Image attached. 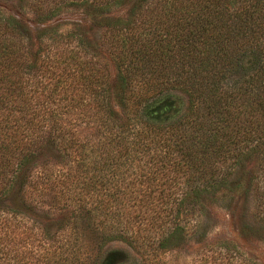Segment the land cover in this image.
I'll return each mask as SVG.
<instances>
[{
    "label": "trees",
    "instance_id": "16d2710c",
    "mask_svg": "<svg viewBox=\"0 0 264 264\" xmlns=\"http://www.w3.org/2000/svg\"><path fill=\"white\" fill-rule=\"evenodd\" d=\"M30 1L35 22L0 7V212L16 215L46 185V216H69L31 235L39 251L4 246L0 264H96L114 242L170 250L216 202L234 210L237 193L259 195L264 0H17L20 10ZM62 6L100 18L98 44L56 30ZM176 95L186 106L171 117Z\"/></svg>",
    "mask_w": 264,
    "mask_h": 264
},
{
    "label": "rangeland",
    "instance_id": "374dc122",
    "mask_svg": "<svg viewBox=\"0 0 264 264\" xmlns=\"http://www.w3.org/2000/svg\"><path fill=\"white\" fill-rule=\"evenodd\" d=\"M14 1L17 6L14 7ZM0 0V7L4 11H11L13 15L19 14L23 15L25 20L37 21L40 20L42 16V11L35 10L30 1L29 6H25V10H20L17 0ZM54 1L48 0L46 9L53 7ZM59 14L52 20L56 26L58 32H66L73 29H78L81 33L87 36L91 44L93 41L98 44L101 35L105 33V28L103 23L100 25L95 24L100 21L97 18L94 21V13L84 8L80 7H68L62 6ZM7 9V10H6ZM21 11V12H18ZM107 17V16H105ZM77 24L78 26H75ZM45 25H39V28ZM33 29V28H32ZM34 30V29H33ZM38 30V29H35ZM33 43H35L34 32L32 35ZM186 106V100L183 95H176V100L172 104V110L168 113V116H175V110L179 109L181 112ZM76 111L75 119H78L77 124L73 130L75 131L78 139L79 145H84L90 136L86 137V132L84 131L85 123H80V121H85L82 114H77ZM179 113V112H178ZM91 118V117H90ZM88 118V120L90 119ZM66 119H69L66 116ZM74 123V121H72ZM95 125V123H90ZM80 148L78 149V151ZM124 158H122L123 160ZM245 170L249 171L251 169V161L244 164ZM58 167H55L58 172ZM42 171V170H41ZM35 174V172H34ZM42 176L45 175L42 171ZM36 177L32 178V183ZM125 179V178H124ZM121 181V180H120ZM124 182V181H123ZM35 183V182H33ZM31 188L28 191L32 190ZM46 185L37 186L33 189V193L30 195L26 206L18 207L17 214L14 216L7 215L5 212H0V236L6 238V240L0 244V249L7 246V249L11 251H23L25 247L27 251L37 249L39 251L38 241L32 240L31 235H36L38 238V233L44 228H49L51 232L55 231L60 225V221H67L68 211L52 210L47 212L53 216H46V204L51 201L49 196L44 193ZM259 195L255 198L240 195L238 198H234L236 205L233 210V206L226 200L225 202H216L215 206H212V213L209 215V219H200V223H207L204 227L197 229L192 233V229H189L187 236L178 242V245L173 249L158 250L154 247L144 246V240L139 241V245L136 247L128 246L126 244L114 242L108 243L107 246L102 249L100 256L96 258L97 263L100 264L108 257L111 264H264V197L260 196V193L264 195V185L260 183L259 189L257 190ZM44 193V195H43ZM21 197V195H19ZM242 197H248L247 200ZM261 201V202H259ZM18 204V202L16 201ZM229 204L231 205V213H228L224 208H218L219 206L224 207ZM30 206L29 208L27 207ZM31 209V210H30ZM34 209V210H32ZM195 220L191 217L188 219L189 223H193ZM191 223V224H192ZM190 224V225H191ZM39 229H33V226ZM188 226L190 228L191 226ZM68 228V227H67ZM61 233V232H60ZM145 234V233H144ZM142 234V235H144ZM155 237L156 233L150 234ZM25 236H29L27 240H24ZM12 237V241L8 246V239ZM144 237V236H141ZM21 240V242H18ZM155 246V245H154ZM33 247V248H32ZM6 251L5 249H3ZM2 250V251H3ZM1 254V253H0ZM85 255V254H80ZM83 257V256H82ZM15 260H13V264Z\"/></svg>",
    "mask_w": 264,
    "mask_h": 264
}]
</instances>
